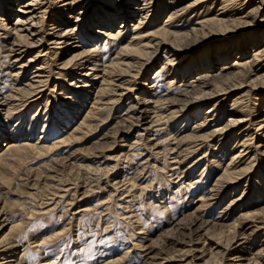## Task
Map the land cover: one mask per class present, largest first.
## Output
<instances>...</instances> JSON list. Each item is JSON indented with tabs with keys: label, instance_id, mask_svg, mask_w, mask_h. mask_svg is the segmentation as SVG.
<instances>
[{
	"label": "bare ground",
	"instance_id": "bare-ground-1",
	"mask_svg": "<svg viewBox=\"0 0 264 264\" xmlns=\"http://www.w3.org/2000/svg\"><path fill=\"white\" fill-rule=\"evenodd\" d=\"M87 1L88 8H85L83 2ZM95 1L0 0V59L5 71L0 70V74L5 73L9 78L0 89V136L4 137L7 130L11 139L16 136L15 151L23 146L38 150L36 143L44 144L59 133L69 130L67 137L73 138L87 130V122L98 118L95 109H99V105L105 106L103 110L122 106L124 117L121 119L127 122V126L114 130V139L118 137L121 151L122 147L135 150L136 147H149V144V148L156 150L162 143H167V149L174 151L172 162L177 168L184 166L180 177H174L173 183L180 204L193 203L194 197L190 198L189 194L195 190L194 178H198V188L201 189L196 197L199 202L196 213L180 210L183 215L175 219L176 222L165 203L155 206L156 213L172 224H166L169 227L162 231L165 233L162 240L149 241L151 244H143L145 236L140 235L144 236V241L134 244L141 257L137 264H160L164 259L167 264H197L194 259H197L195 251L198 250L201 251L199 264H264L262 248L251 256L241 253L247 247L245 244L232 250L229 248L237 235L244 234V221L264 216V107H261L264 102V2L99 0L96 7L89 6ZM77 6L81 10L75 14ZM194 12L195 15L191 16ZM164 14L166 16L161 20ZM191 17L194 19L192 26L189 25ZM66 18L73 20L69 22ZM182 25L191 28L179 32ZM107 42L114 57L108 58L107 64H100L95 52L99 50L103 55V46ZM159 50L163 53L157 57ZM51 54L59 62L47 70ZM52 70L59 71V78H50L53 72H48ZM156 70L157 73L153 74ZM27 71L29 76L24 78ZM110 73L116 78L108 80L105 74ZM163 78L161 88L158 83ZM147 80L149 86H145ZM51 82L59 91L57 95L52 94L54 97L50 93H56V90L48 89ZM158 88L163 94L158 95ZM235 91L236 94H232ZM231 94L233 96L228 100ZM44 98L49 104L50 99L55 98L58 108L62 106L61 115L52 118L47 104L39 112L46 110L45 114H50L49 120L37 119L38 113L34 114V110L42 106ZM227 101L230 106L224 108ZM26 108H30L31 115H28L29 111L25 116L21 114ZM10 118L18 120L13 128ZM50 120L53 127L49 131L46 124ZM37 125H40L43 136H37L36 142L31 143L32 137H28ZM160 125L169 126L166 135L186 126L179 136L174 137L173 133L160 142L144 137L142 146L141 138L135 139L130 133V129H135L146 135L149 129ZM23 126L27 128V136L17 139L19 131L20 136L25 131ZM159 129L163 130L162 127ZM100 138L104 137L101 135ZM131 139L135 140L131 142ZM20 142L24 144L20 145ZM95 143L100 145L101 141ZM111 143L113 141L105 142L107 146H98V149L109 151L113 146ZM183 143L186 146L181 149ZM201 148L204 156L211 154L203 172L195 175L185 161L189 157L188 151L193 153ZM98 155L99 152L93 154L94 157ZM1 158L0 164H4L5 160ZM131 182L129 179H111L103 188L108 185L117 189L128 188L133 184ZM62 191L70 190L65 188ZM89 191L91 189H86L81 195L85 196ZM63 194L66 193L60 197ZM52 197L57 195L54 193ZM244 203L248 205L241 208ZM235 205L240 209L235 211ZM244 207H254L256 213L246 216L242 213ZM238 211L240 214L236 215ZM34 213L30 211L28 214L33 216ZM8 220L9 216L0 206V223ZM21 223L10 225L7 232L0 231V257L4 258L0 264L9 261H14L9 264H28L25 254L16 257L21 247L18 241ZM136 223L131 224L138 233L154 232L152 223ZM116 235L118 239L122 237L117 231ZM104 237L106 241L108 236ZM30 239H33L31 243L39 241V247L48 240L44 234H33ZM84 246L82 244L80 250ZM20 250L22 252L23 248ZM246 251L250 252L249 247ZM203 253L205 256L202 257ZM226 256L230 258L225 260Z\"/></svg>",
	"mask_w": 264,
	"mask_h": 264
},
{
	"label": "rangeland",
	"instance_id": "rangeland-1",
	"mask_svg": "<svg viewBox=\"0 0 264 264\" xmlns=\"http://www.w3.org/2000/svg\"><path fill=\"white\" fill-rule=\"evenodd\" d=\"M97 1L99 2V0L91 2L89 6L94 5V7H96V5H99ZM255 2L262 3L264 0H262V2L261 0H253V3ZM84 3H86L85 8H88V1L83 2V4ZM83 4L81 3L80 6H83ZM80 6H77L78 8H76L77 10L75 11V14L81 10ZM216 6L217 3L213 6L212 10H214ZM57 14L59 13H55V15ZM194 15L195 12L191 13V16ZM164 16L166 15L164 14L161 20L164 19ZM66 20L70 22L73 20V18H66ZM193 21L194 19L191 17L189 21L190 26H192L191 23ZM83 22L84 20H82V23ZM190 26L189 28H191ZM180 27L182 28H180L179 32L189 29H186L184 25ZM110 46L111 45L108 42L104 44L103 55H101L99 50L95 52V58L98 57L100 59H98L100 64L103 62L107 64L108 58L112 59L114 57L113 53L109 50ZM162 53L163 52L159 50L156 56L158 57V55L160 56ZM32 54L33 53L30 55ZM92 54L94 53H91V55ZM51 57L49 66L46 68L47 70L52 69L53 65L59 62L58 58L54 57L53 54H51ZM1 60L2 59H0V70L5 72L1 67ZM49 73H52V76H50L52 80L54 78H59V71L52 70L51 72H48V74ZM154 73H157V70L153 72V74ZM28 74L29 72L27 71V73L24 75V78L28 77ZM111 74L112 73H110V75L105 74V77L108 80L116 78L115 74H112V77H110ZM0 75L1 89L4 83H8L9 78L5 73ZM163 80L164 78L158 83L161 88ZM145 83V86L150 85L148 84V80ZM52 88L56 90V93H50L51 96L54 97L55 95L59 94V91H57V87H53V83L51 82L48 89L52 90ZM159 89L160 88H158V95L163 94V92ZM4 91L5 89H3V92ZM133 92L131 94H133ZM236 92L237 91L232 94H236ZM45 94H48V92L46 91ZM232 94L228 96V100L231 98V96H233ZM109 97L112 96L109 95ZM55 98L50 99V104L44 98L42 106L36 108V112V109L34 110V114L38 113L36 115L37 119L42 117L43 120L47 119L48 121L50 114H52V118L55 115H61L60 111L62 106H59L58 108V105L55 104ZM113 100L114 99L111 101ZM124 103H126V101H124ZM124 103L122 104L124 105ZM225 103L227 104H225L223 107L228 108L230 106V102L227 101ZM47 104H49L48 108L51 109L50 114H45L46 110H41V112H39V109H41L43 106H46ZM99 106V109H95V112H98L96 113L95 117L98 118L89 120L87 122V126H89V128L76 134V138H68L67 134L69 130H67L63 133H59V135H56L54 139L45 141L44 144L41 142L36 143V149L38 150H34L28 146H23V148L15 151L14 147L17 145V140L14 138L16 136L11 139V133L8 132V130L5 132L4 137L0 136V157H3L1 160H5L4 164H0V206L9 216V220L7 222L0 223V231L7 232V229L10 225L17 224L18 222L22 221V231L18 236V241L21 244L20 249L23 248V251L21 252L20 249L17 250L16 257H21L23 254H25V259H27L28 264H137L141 261V257L137 251H135L136 246H134V244H137L136 242L138 241L145 240L143 244L146 245L151 244L149 241L162 240V237L165 235V233L162 231H164V229L166 230L167 227L172 224H168L169 221L167 222L161 214L156 213L155 206H157L158 203H165V205H167L168 208L172 210L173 220H178L180 217H182L181 215L183 214L180 213V210H185L184 213H196V207L199 205L196 197L198 191L201 190L198 188V178H194L193 181L195 182L193 187H195V190H192V192L189 194L190 198L194 197L193 203L191 205L180 204L179 200L176 198L178 195L174 194L175 184L173 183L174 177H180V171L184 169V166L180 169L177 168V165L172 162L174 151L172 152L167 149L169 147L168 144L162 143L158 146L159 148L157 147L156 150L149 148L150 144L149 147L146 146L144 149L141 147H136L135 150H133L134 148L131 150L128 147L125 148L121 146L123 150L121 151L120 146H118V137L114 139V130L118 128L124 129L127 126V122L121 119L124 117H122L124 108L121 106L119 108L115 107L113 110H109L108 107H106L107 109L103 110V107L105 106ZM261 107H264V102ZM205 108L206 106L203 109ZM23 110L24 112L21 114L25 116L30 108ZM106 111H108V114H106ZM111 112L113 113L111 114ZM28 115H31V111L28 112ZM14 118L9 119L10 124L12 123L10 125L11 128H13L16 122H18V120L16 121ZM52 123V120H50V122L46 124L47 130L50 131L52 129ZM192 124L193 123H190V125ZM186 125H188V123H186ZM186 125H183L181 129L177 131L178 135L175 134L177 133L176 131L173 132L174 134H171H173L174 137L179 136V134H181L179 132H181V130L184 129ZM165 126L166 125L154 126L152 127L154 129H149L148 132H146V135H144L145 132H137L135 129H130V133L132 136H135V139L140 140L141 138L140 145L142 146L143 143H141V141H144V137L145 139H150L154 142H160L161 140L171 136V134L166 135V133L170 130L169 126ZM160 127H162L163 130L159 129ZM24 129L25 131L21 136V131H19V134L17 135L19 138L17 137V139L27 136V128L24 127ZM188 129L186 132H189ZM9 130L11 131V129ZM14 132L16 134L18 133V131ZM136 133L142 135L138 136ZM101 135L104 138H100ZM107 135H109V137ZM37 136H43L40 125H37L36 130L33 131L28 138L32 137L31 143H34L38 139ZM80 136L86 137L81 138ZM65 138H68L69 140L67 139L66 142L64 141L65 143H63L62 139ZM135 139H131L130 141L132 142ZM76 140H78L77 143ZM98 141H101L100 145L95 143ZM104 141L106 143L113 141V143H111L113 146L109 149V151L104 149L101 151V146H107L105 145ZM91 143L93 144L91 145ZM23 144L24 143L20 142V145ZM98 146H100L99 149ZM181 146L182 147L180 148L182 149L186 146V144L183 143ZM181 149H178V151ZM202 151L203 148L196 151L194 150V154L191 151L187 152V156L189 157L188 160L185 161L187 162L186 165L189 164L188 167L190 169L193 168L192 170L195 175H197L200 171L203 172L204 168L206 167V159H208L211 154V152L206 153V156H204ZM98 152L100 154L98 155L99 157H94L93 154ZM101 155H103V157ZM118 155L119 158H116ZM228 156L229 155H227L226 158H228ZM108 157L110 158L108 159ZM122 178L126 180L129 179L130 182L132 181L131 183L133 184L131 185L133 187H131V185L128 186L131 192H127V187L117 189L116 187H111L108 185L107 187L103 188V185L108 183L111 179H116L119 181L123 180ZM62 184L67 187L62 186ZM65 188H68L70 191L63 192L62 190ZM86 189H91V191L86 193L85 196H82L81 192ZM51 193H55L57 197H52ZM62 193L66 194H63V197H60ZM246 205H248V203L242 204L241 208ZM43 206L46 207L44 208ZM234 209L236 211L240 209V206L235 205ZM254 209V207H247V209L244 207L242 213H245L246 216H250L256 213ZM45 210L49 211L46 213L42 212ZM30 211H35L33 216L28 214ZM235 214L238 215L240 212L238 211ZM136 217L137 219L135 220ZM263 217H253L244 221L242 224V226H244V234H239L233 239L232 245L229 247L230 250L240 244L241 246L245 244V246L247 245L246 248L249 247L250 249V252H247L246 248H243L241 253L245 256L247 254L248 256H251L253 255V252L255 253L261 248V250L264 251V225L262 224L264 222ZM176 220L174 222H176ZM133 221H137L136 224H142V222H145L146 224L152 223L151 225L153 226L154 232L151 234H148L147 231H145L146 233L144 234L138 233V230L135 228V226L131 224ZM166 224L169 226H166ZM259 225H261V227H259ZM116 231L122 234L121 238L118 239ZM33 234H38L39 236L44 234V237L48 239L45 245L39 247V241L31 243L33 239L31 240L30 238H32ZM105 235L108 236L106 241H104ZM140 235L145 236L144 240L142 239L144 236ZM82 244L85 246L80 250V246ZM106 250L107 252H105ZM263 251L261 256L263 255L262 257L264 258ZM195 254L197 255L195 257L197 259H194V261L199 264L200 260L198 258L201 257V251H195ZM203 256H205L204 253L202 257ZM228 258H230V256H226L225 260ZM9 259L14 260L16 258L10 257ZM3 260L4 258L1 256L0 261ZM164 260H160L161 262H164H160V264H167V260ZM231 261L232 260L228 262ZM13 262L14 261H9L5 264Z\"/></svg>",
	"mask_w": 264,
	"mask_h": 264
}]
</instances>
